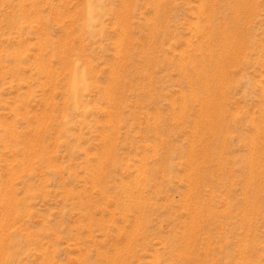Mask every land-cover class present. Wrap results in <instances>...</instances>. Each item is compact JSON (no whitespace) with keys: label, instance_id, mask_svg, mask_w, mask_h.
I'll return each instance as SVG.
<instances>
[{"label":"rangeland","instance_id":"1","mask_svg":"<svg viewBox=\"0 0 264 264\" xmlns=\"http://www.w3.org/2000/svg\"><path fill=\"white\" fill-rule=\"evenodd\" d=\"M0 264H264V0H0Z\"/></svg>","mask_w":264,"mask_h":264},{"label":"bare ground","instance_id":"2","mask_svg":"<svg viewBox=\"0 0 264 264\" xmlns=\"http://www.w3.org/2000/svg\"><path fill=\"white\" fill-rule=\"evenodd\" d=\"M199 28V27H198ZM194 60V59H193ZM222 69V68H221ZM212 77V76H211Z\"/></svg>","mask_w":264,"mask_h":264}]
</instances>
